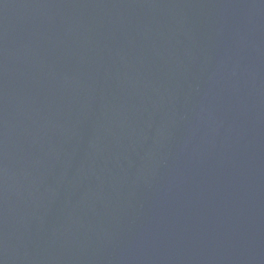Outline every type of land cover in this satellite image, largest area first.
Wrapping results in <instances>:
<instances>
[{"label": "water", "instance_id": "1", "mask_svg": "<svg viewBox=\"0 0 264 264\" xmlns=\"http://www.w3.org/2000/svg\"><path fill=\"white\" fill-rule=\"evenodd\" d=\"M0 264H264V0H0Z\"/></svg>", "mask_w": 264, "mask_h": 264}]
</instances>
